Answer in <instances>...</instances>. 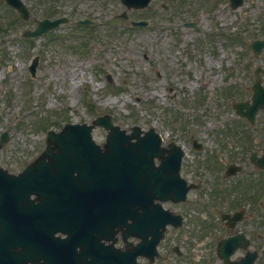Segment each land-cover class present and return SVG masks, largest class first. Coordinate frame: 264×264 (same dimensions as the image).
<instances>
[{"label": "rangeland", "instance_id": "rangeland-1", "mask_svg": "<svg viewBox=\"0 0 264 264\" xmlns=\"http://www.w3.org/2000/svg\"><path fill=\"white\" fill-rule=\"evenodd\" d=\"M96 1L81 6L78 16L87 17L90 13L92 18L109 21L114 13H121V8H117L112 0H109L110 8L115 6V11L106 7L105 0ZM64 2L73 3L70 0ZM161 3L172 7L180 2L154 0L147 11L132 13L136 18L147 19L150 23L147 28L127 32L117 23H110L99 32H94L92 37L88 30H82L83 40L89 42L86 54L84 49L81 52L79 42L67 40V36L71 35L68 30L62 32L61 29L55 38H38L33 42L25 40L22 32L31 28V24L19 22L13 13L2 8L0 41H5L0 43V134L8 131L11 137L4 149L8 159L15 160L17 167H20L43 144L42 139L49 129L59 130L67 122H91L97 114L106 111L114 114L116 123L122 127L137 123L146 129L154 125L167 133L173 126L163 123L161 116L166 115L168 119V113L191 115L189 106L194 105L208 113L211 120L210 126H206L208 129L220 128L212 118L219 119L225 114H221L226 110L227 101L223 97L225 94L221 96L222 83L225 77L232 75L241 79V70L236 64L240 56L246 61L252 60L250 43L241 48L231 41L235 36L225 39L223 36L226 35L222 34L228 23H223L234 21L229 32L235 33L238 29L236 18L240 29L245 22L246 8L236 16L228 13L208 15L209 9L203 8V14H199L203 28L199 33L185 26L186 18L196 20L192 12L194 6L188 5L189 9L178 18L175 11L160 9ZM172 9L176 10V6ZM104 10H108L107 14L99 17ZM62 13L76 14L70 13L67 7ZM251 15L249 22L254 26V35L263 37L264 13L252 12ZM159 22L163 24L158 27ZM217 23L219 27H216ZM155 27L162 32L158 46L152 43L155 41L153 37L144 43L140 35L158 34L154 32ZM246 33L243 39L247 38ZM63 35L65 39L62 40ZM126 38H132V41L127 43ZM217 42L222 43V49L230 48L231 52H228V58L223 60L220 68H213L208 50ZM189 43L192 46L201 43L203 53L193 55L189 51ZM35 57H39L40 64L36 77L31 78L28 68ZM261 57L264 65V55ZM219 73H223V80L221 77L222 81L217 82L216 75ZM204 81L208 83L206 89H203ZM169 88L173 90L169 92ZM154 92L165 93L169 97L157 99ZM205 92H212L213 95L209 100L206 97L202 101ZM114 98L118 100L115 105H106ZM123 100L127 104L124 105ZM90 102L96 109L91 110ZM198 113L192 112V115ZM192 120L177 121V126L173 127L174 133L181 136L187 134L181 128L182 124L186 131L209 141L203 134L206 129L199 123H192ZM103 135L100 130L95 133L99 141Z\"/></svg>", "mask_w": 264, "mask_h": 264}, {"label": "flooded vegetation", "instance_id": "flooded-vegetation-1", "mask_svg": "<svg viewBox=\"0 0 264 264\" xmlns=\"http://www.w3.org/2000/svg\"><path fill=\"white\" fill-rule=\"evenodd\" d=\"M4 0H0V11L2 9ZM255 76V70L251 71ZM242 90H240L241 92ZM262 130L255 126V133L259 137V140L264 138V116L260 119ZM262 150L252 151L246 153L243 157L236 158L240 164L246 166L248 177L253 181L256 186V198L262 196L264 199V170L259 160L264 155ZM252 158L254 160H252ZM248 165V166H247ZM228 200V198H227ZM264 202V201H263ZM41 211V210H40ZM11 218V224L0 223V264H6L8 262H15V264L26 263L30 264L33 258L38 254H48V258L42 264H90L96 262L101 258V252L98 250L97 243L94 241L95 248L84 250L82 245L83 236L81 233H77L75 237L70 241H56L53 239L51 224L54 219L52 217H42L35 219L31 218L25 223H20L19 218L16 215ZM60 226L66 227V223L63 220L59 223ZM259 229H264V217L258 223ZM97 232L94 238H97ZM25 254V257L23 255ZM11 259H4V257H10ZM38 257V256H36Z\"/></svg>", "mask_w": 264, "mask_h": 264}, {"label": "water", "instance_id": "water-1", "mask_svg": "<svg viewBox=\"0 0 264 264\" xmlns=\"http://www.w3.org/2000/svg\"><path fill=\"white\" fill-rule=\"evenodd\" d=\"M66 135L72 136L73 138L82 139V144H84L86 146H90L93 150V144H92L91 138H90V131L84 130V129L79 128V127L68 128L64 133H62L58 136H66Z\"/></svg>", "mask_w": 264, "mask_h": 264}, {"label": "bare ground", "instance_id": "bare-ground-1", "mask_svg": "<svg viewBox=\"0 0 264 264\" xmlns=\"http://www.w3.org/2000/svg\"><path fill=\"white\" fill-rule=\"evenodd\" d=\"M140 39L143 40L144 43H147L149 40V35L143 34L141 35Z\"/></svg>", "mask_w": 264, "mask_h": 264}]
</instances>
